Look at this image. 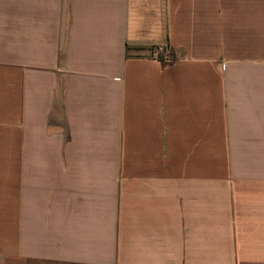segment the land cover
<instances>
[{"label":"crops","instance_id":"obj_1","mask_svg":"<svg viewBox=\"0 0 264 264\" xmlns=\"http://www.w3.org/2000/svg\"><path fill=\"white\" fill-rule=\"evenodd\" d=\"M0 264H264V0H0Z\"/></svg>","mask_w":264,"mask_h":264},{"label":"built area","instance_id":"obj_2","mask_svg":"<svg viewBox=\"0 0 264 264\" xmlns=\"http://www.w3.org/2000/svg\"><path fill=\"white\" fill-rule=\"evenodd\" d=\"M152 58L161 63L173 62L172 51L168 45H154L150 48Z\"/></svg>","mask_w":264,"mask_h":264}]
</instances>
